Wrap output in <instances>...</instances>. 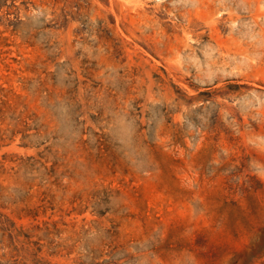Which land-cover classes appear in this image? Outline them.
I'll return each instance as SVG.
<instances>
[{"label": "rangeland", "instance_id": "1", "mask_svg": "<svg viewBox=\"0 0 264 264\" xmlns=\"http://www.w3.org/2000/svg\"><path fill=\"white\" fill-rule=\"evenodd\" d=\"M0 264H264V0H0Z\"/></svg>", "mask_w": 264, "mask_h": 264}]
</instances>
